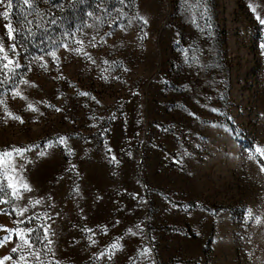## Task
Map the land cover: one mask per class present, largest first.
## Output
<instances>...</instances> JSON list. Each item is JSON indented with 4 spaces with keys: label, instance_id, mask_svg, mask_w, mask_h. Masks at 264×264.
Instances as JSON below:
<instances>
[{
    "label": "rangeland",
    "instance_id": "374dc122",
    "mask_svg": "<svg viewBox=\"0 0 264 264\" xmlns=\"http://www.w3.org/2000/svg\"><path fill=\"white\" fill-rule=\"evenodd\" d=\"M14 4L7 21L0 15V39L6 49L16 44L9 55L20 67L0 83V99L23 123L0 105V150L28 149L17 159L32 192L16 203L44 201L26 215L51 217L55 259L264 264V157L249 158L264 147V25L256 18L264 19V0H203L193 8L185 0H62L64 9L78 7L75 25L32 52L20 45ZM8 23L18 30L14 41ZM17 219L0 214L9 228ZM117 240L123 248L109 260ZM16 243L13 236L0 255L17 258ZM146 247L147 258L140 255Z\"/></svg>",
    "mask_w": 264,
    "mask_h": 264
},
{
    "label": "snow or ice",
    "instance_id": "6c2138e0",
    "mask_svg": "<svg viewBox=\"0 0 264 264\" xmlns=\"http://www.w3.org/2000/svg\"><path fill=\"white\" fill-rule=\"evenodd\" d=\"M5 0H0V4H3ZM25 4L29 3V0H24ZM125 0H120L121 4H124ZM203 0H197L196 5H190L188 3V0H185L186 6L189 8L193 7H199V4L202 3ZM12 8V2L11 0H8L7 3V10L0 13V15L3 16V18L7 21L9 19V10ZM207 11L205 7V12ZM89 16H92V13H88ZM121 15H124V13L121 12ZM257 20L261 25H264V19H262L259 15H257ZM142 19V18H141ZM145 24L147 23V20L143 21ZM26 23L31 24L32 21H26ZM52 23H55V20L52 21ZM7 28V38L9 40H15L16 38V32L17 29L13 28V25L11 23H8L5 25ZM30 31V30H29ZM65 35H68V33H65ZM78 44H82L83 41H76ZM65 49H69V45L67 43H63L61 45ZM261 47H264V45H261ZM77 53H80L83 51L82 48H76L74 49ZM9 52H11L13 55H16V44H11L7 49L2 39H0V70H3L5 72V80L0 83H6L8 80L12 78V75L15 73V69L20 67V64L17 60H14L10 57ZM85 55H88L87 53H84ZM53 60H58L57 54L55 51H51L48 53ZM36 59L43 60V56H40ZM89 59L91 57L89 56ZM194 60H198V57H193ZM94 62V61H93ZM107 63V61H105ZM43 67L47 68V64L45 63L42 65ZM106 79L107 77H102ZM20 83L27 85L29 81L25 79H21ZM80 95L87 96L88 93H80ZM13 96L14 97H21L22 99H26L17 88H13ZM94 99V98H93ZM0 105H4L5 112L8 117L19 120L21 123H23V120L21 117L14 115L12 112L8 111L7 104L4 100L0 99ZM27 108L32 111H38L32 104H28ZM59 111V109H57ZM213 112L217 111L216 109H212ZM194 115V114H193ZM114 119V117H113ZM59 143L61 145H64L67 147L66 143V137H60ZM28 151L26 148H16L13 147L11 150H0V205L8 204L11 205V211L6 212L4 209L0 208V214L4 215H11L12 213H15V215L18 218L14 221L18 226L9 228L4 224H0V231H3L6 233V235L3 236V238H0V248H4L7 243H9L13 236H15L18 240V243L15 244V246L11 247V253H19L17 258H13L12 255H0V264H6V262H11V264H60L59 260L55 259V252L50 247L53 244V240L50 238L55 233L52 231L51 224H48L47 221L51 219L50 216H48L47 213L44 214L43 217L34 214L33 216H27L26 214L30 211V209L36 208L38 205H42L44 201L42 199H35V200H29L27 204L21 205L19 203H16L18 201H21L24 199V192H32L31 186L19 175L21 169L23 168V163L20 162L25 159V153ZM108 151H111V149H108ZM69 154H73V150L71 148H68ZM255 154H259L261 157H264V147H261L259 145L255 146L253 153L250 154V159H255ZM41 156L46 155V153L41 152ZM131 155V153H129ZM17 158H20V161H18ZM113 162L116 161V157L113 156L111 158ZM73 168L75 165L72 166ZM262 171H264V167L261 168ZM77 194H79V187L76 188ZM11 195V200L5 198L8 194ZM248 217L252 216V210L249 209L247 213ZM33 219L40 220L41 223L35 227H20L19 225H22L25 223V220L28 222H31ZM257 223H259L260 218H256ZM136 229H141V225L137 224L135 225ZM87 232H92V229H85ZM132 235H136V232H133L131 228L127 230ZM91 240V237H89ZM92 243H96V241L92 240ZM37 245H41L42 247L37 248ZM123 245L117 240L116 242H113L109 245V255L107 258L110 260L112 258V255L115 254V251L122 250ZM151 249L150 248H144L140 255L144 257H148L150 254ZM51 256V260H45L42 257H48ZM105 253L101 252L99 254V257H104ZM29 257L33 258V260H30Z\"/></svg>",
    "mask_w": 264,
    "mask_h": 264
},
{
    "label": "trees",
    "instance_id": "16d2710c",
    "mask_svg": "<svg viewBox=\"0 0 264 264\" xmlns=\"http://www.w3.org/2000/svg\"><path fill=\"white\" fill-rule=\"evenodd\" d=\"M39 1L50 4L51 8L40 10L41 4H37ZM11 2L15 3L12 15L19 29L20 45L30 52L50 47L63 34L65 27L70 29L75 25L78 7L71 5L64 9L62 0H29L28 4L24 0ZM53 20L55 23H52Z\"/></svg>",
    "mask_w": 264,
    "mask_h": 264
}]
</instances>
